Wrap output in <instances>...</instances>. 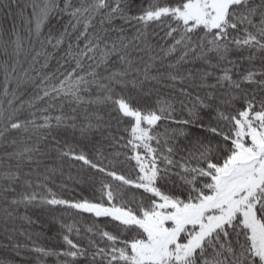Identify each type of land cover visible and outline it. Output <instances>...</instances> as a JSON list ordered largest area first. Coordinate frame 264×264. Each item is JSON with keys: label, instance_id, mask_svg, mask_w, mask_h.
I'll use <instances>...</instances> for the list:
<instances>
[{"label": "snow or ice", "instance_id": "1", "mask_svg": "<svg viewBox=\"0 0 264 264\" xmlns=\"http://www.w3.org/2000/svg\"><path fill=\"white\" fill-rule=\"evenodd\" d=\"M0 16L4 247L264 264V0H0ZM34 209L58 225L45 243Z\"/></svg>", "mask_w": 264, "mask_h": 264}, {"label": "trees", "instance_id": "2", "mask_svg": "<svg viewBox=\"0 0 264 264\" xmlns=\"http://www.w3.org/2000/svg\"><path fill=\"white\" fill-rule=\"evenodd\" d=\"M24 3V0H21V4ZM7 10H5L6 12ZM13 11H16V9L14 8ZM0 22H2L5 26H8L11 21L9 19H7L5 16H0ZM71 175L73 177H75L76 175V171L75 169L71 170ZM69 176V171L66 168L65 169V174L63 176L57 175L54 177L55 180V184L50 185L54 188V190L56 191H60L59 189V185L61 183H65L69 186V189H71L72 187H74V183L73 180H70L68 178ZM87 194V193H85ZM63 195L65 197H70L73 195V193L71 191H64ZM29 215H31L33 217V219H40V223L37 225H34L31 229V231H34L35 233H40V238H39V243H45L46 242V238L51 236L53 232H55V230L57 229L58 225L52 224L50 222V217H48L46 214L41 213L39 210H31L29 212ZM21 222L17 221V227H20ZM25 227H27V225H25ZM35 238V237H34ZM17 240L24 242L25 241V237L24 236H17L16 237ZM9 241L6 239L5 234L0 231V261H12L13 264H26V261L21 260L20 257H17L14 255V253L11 252L10 249L4 247V245L8 244ZM48 264H52V260L51 258H49Z\"/></svg>", "mask_w": 264, "mask_h": 264}]
</instances>
